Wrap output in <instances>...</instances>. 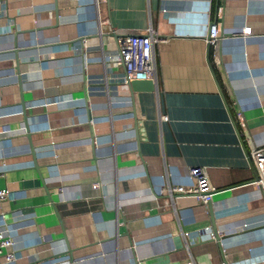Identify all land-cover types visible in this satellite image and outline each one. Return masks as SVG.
Wrapping results in <instances>:
<instances>
[{
  "label": "crops",
  "instance_id": "1",
  "mask_svg": "<svg viewBox=\"0 0 264 264\" xmlns=\"http://www.w3.org/2000/svg\"><path fill=\"white\" fill-rule=\"evenodd\" d=\"M148 28L164 39L154 92L134 93L118 41ZM263 146L264 0H0V230L16 264H264L249 161ZM192 167L210 203L167 205Z\"/></svg>",
  "mask_w": 264,
  "mask_h": 264
},
{
  "label": "built area",
  "instance_id": "2",
  "mask_svg": "<svg viewBox=\"0 0 264 264\" xmlns=\"http://www.w3.org/2000/svg\"><path fill=\"white\" fill-rule=\"evenodd\" d=\"M217 23L209 26V41L206 40L210 48H217L219 42ZM251 29L244 28L239 37L243 41L251 37ZM160 36L148 28L144 34H135L122 38L118 41V62L125 71L126 83L130 81H149L156 75L155 53L156 44L163 42ZM161 120L167 121V117ZM249 161L255 171V180L252 185L255 186L264 196V146L253 148L249 155ZM5 168V164H2ZM0 176H2L0 172ZM188 177L191 181L189 187H170L167 186L161 191V195L167 197L168 204H173V199L177 197H193L202 205L210 203L216 189L210 184L207 172L201 167H192L188 171ZM7 191L0 190V203L7 199ZM208 237L214 238L210 231H206ZM15 243L10 236V231L0 230V261L1 264H16L17 256L14 252Z\"/></svg>",
  "mask_w": 264,
  "mask_h": 264
},
{
  "label": "water",
  "instance_id": "3",
  "mask_svg": "<svg viewBox=\"0 0 264 264\" xmlns=\"http://www.w3.org/2000/svg\"><path fill=\"white\" fill-rule=\"evenodd\" d=\"M57 1L55 3V14H56V19H57ZM215 24V23H213ZM222 36V35H220ZM221 37H219L220 39ZM101 39H104V36H101ZM209 41V35H208V39ZM210 48V46H209ZM128 85L129 87L132 88V91L135 93H152L154 92V82L152 80H149V81H138V80H135V81H130L128 82ZM23 99H22V107L24 106L23 105ZM24 119H23V122H24V125L26 127V138L29 142V147H30V152H31V157L33 159V164H34V169L39 173V176H40V167L38 166L37 164V161H36V155H35V150H34V146L32 144V141H31V135L29 133V129H28V126H27V123H26V118H25V114L23 115ZM42 180V178H41ZM225 239V237H218L216 236V241L218 243H220L221 241H223Z\"/></svg>",
  "mask_w": 264,
  "mask_h": 264
}]
</instances>
